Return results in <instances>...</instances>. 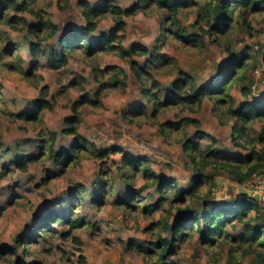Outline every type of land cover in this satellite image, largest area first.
<instances>
[{
	"label": "rangeland",
	"instance_id": "1",
	"mask_svg": "<svg viewBox=\"0 0 264 264\" xmlns=\"http://www.w3.org/2000/svg\"><path fill=\"white\" fill-rule=\"evenodd\" d=\"M80 1L96 5L106 0H68L65 9H59L56 0H39L58 26L57 34L43 45L49 53L59 50L60 35L84 25ZM136 1L112 0V3L128 8ZM147 10V13L124 17L122 45L127 48L133 42H140L150 47L157 57L164 54L171 59L159 68L148 67L152 79L159 84L161 99L163 92L178 77L179 69L190 74L196 85L213 84L226 69L229 51H232L235 58L242 53L248 55L247 80L227 84L234 106L247 100L262 101L263 15L250 16L248 25L241 24V18H236L237 25L230 26L224 34L218 37L205 34L201 45L199 42L186 43L182 35L178 37L167 32V22L160 12L154 7ZM196 14V7L177 14L184 36L200 34L194 25ZM24 16L35 21L27 13ZM112 26L110 16L100 18L90 36L91 41ZM31 42H35V38L26 31L12 30L0 24V54L10 46L14 57L4 56L5 62L0 63V264H17L18 260L30 264L149 263L155 256L148 250L157 251L150 244L158 241L157 236H172L170 231L161 229V223L172 222L171 213H175L176 208L169 210L168 204H163L162 210L143 213L142 207L154 203L158 192L154 188L141 189L145 180L140 174L132 180H124L123 171L118 169L122 165L120 153L109 154L105 168L110 172L102 173V162L91 150L80 151L71 162L62 160L57 164L46 158L48 141L45 139L54 132V149H68L74 142L73 136L64 132L66 120L72 115L71 104L79 102L83 95L95 100V94L99 93L97 104L85 102L79 106V133L96 148L117 146L135 156H145L152 171L163 177H173L178 185L186 186L191 170L180 143L182 135L187 134L201 149L212 145L245 155L248 151L236 146L232 139L235 120L221 116L209 97L204 98L197 113L181 104L166 106L153 113L152 99L143 93L144 90H147L146 94L153 91L151 80L138 79L128 63L112 53L85 57L75 52L59 68L51 66L48 55L39 56L41 65L26 75L24 72H29L32 60ZM146 58L136 60L144 64ZM108 64L125 70L124 90L102 87L107 77L94 71V66L102 68ZM248 80L253 81L250 98L242 95L240 89L248 84ZM42 98L47 105L41 110L40 120L27 122L13 116L31 111ZM138 103L146 106L144 115L131 119L122 116V112L133 109ZM184 116L197 117L201 122L198 129L213 136L216 142L212 143L209 137H198L196 128L191 125L185 132L166 133L157 125V122H176ZM222 119L224 124L220 123ZM248 127L249 136L255 139L264 133V119L249 123ZM30 155H35L36 160L27 163L25 169L13 163ZM79 185L82 187L72 198ZM212 191L213 198L222 201H230L241 192L256 197L262 206L263 217L259 223L264 227V170L244 183H237L226 172H221L215 177ZM49 210L54 214L44 220ZM38 215H44V218L36 219ZM54 215L59 219L56 220ZM64 218L77 223L71 228ZM39 225L46 227L41 229L42 233ZM223 229L226 235L238 240L245 233V225L236 221L227 223ZM231 240L238 242L233 257L235 263H250L252 254L247 249L250 243L221 238L218 242L204 244L194 231L176 241L173 255L168 256L164 264H227ZM132 241L134 245L130 247L128 244Z\"/></svg>",
	"mask_w": 264,
	"mask_h": 264
},
{
	"label": "trees",
	"instance_id": "2",
	"mask_svg": "<svg viewBox=\"0 0 264 264\" xmlns=\"http://www.w3.org/2000/svg\"><path fill=\"white\" fill-rule=\"evenodd\" d=\"M67 2L68 0H56L59 9H65ZM79 5L84 25L76 29H70L60 35L58 38L59 50L49 53L43 45L49 38H53L57 34L58 26L52 22L48 11L39 0H0V24L12 30L26 31L35 38V42H31L29 47L32 60L29 72H24L26 75L34 72L41 65L38 59L39 56L48 55L51 66L59 68L65 65L68 57L76 54L75 52H80L85 57H94L99 53H112L128 63L130 70L138 79L144 77L151 80L153 91L146 94L147 90H144L143 93L146 97L152 99L153 113L160 108L179 104L186 106L189 111L197 113L204 98L209 97L213 101L214 109L218 110L221 116L235 120L232 127V139L236 146L246 149L248 152L245 155L238 152L230 153L212 145L201 149L198 143L189 138L187 134L182 135L180 143L187 156L188 167L191 171L189 184L180 186L173 177H163L152 171L147 165V157L135 156L117 146L96 148L79 133V106L85 102L97 104L100 98L99 93H97L95 94V100L83 95L79 102L74 101L70 106L72 115L66 120L67 128L64 132L73 136V144L68 149H54L53 144L56 135L54 132H50L48 140L45 139L46 142L48 141L45 157L51 158L59 164L62 160L71 162L76 159L80 151L91 150L93 155L102 162V173H107L110 170L107 167L105 168V162L109 154L120 153L122 165L118 169L121 172L123 171L124 180H132L134 176L140 174L145 180V183L141 185V189L154 188L158 192V198L154 203L142 207L143 213L162 210L163 204H168L169 210L176 208V212L171 213L173 215L172 222L163 221L161 223V229L170 231L172 236L170 238L157 236L158 241L150 244L151 247L155 246L157 251H153V248L148 250L155 257L147 264H164L167 257L173 255L176 241L190 236L194 231L198 232L204 244L218 242L221 238L238 240V238L226 235L223 229L224 225L235 221L245 225V233L238 241L250 243V247H247V249L248 253L252 254V258L248 264H264V227L259 223V220L263 217L259 200L254 196H248L244 192L238 193L230 201L217 200L212 195L215 177L221 172H226L237 183H244L264 170V133L253 139L249 136L248 127L249 123L257 119H264V90L262 91V101L252 102L247 100L235 107L234 98L229 94L227 85L231 81L238 80L241 82L247 80L248 55L242 53L239 58H235L232 51H229L226 69L211 85H196L190 74L179 69L177 71L178 77L173 80L170 88L163 92V98L161 99L162 93L159 84L152 79L148 67L159 68L170 63L171 59L164 54L157 57L151 53L150 47L140 42H133L127 48L122 45V40L125 38L124 17L138 12L147 13V9L151 7L159 11L163 20L167 22V32H172L178 37L182 35L186 43L199 42L202 45L201 41H203L205 34L214 37L224 34L230 26L237 25L235 23L236 18H241V24L248 25L250 16L256 14L264 16V0H137L128 8L114 5L112 0H106L102 4L96 5L80 1ZM195 7L197 8V14L194 25L198 27L200 34L184 36L183 30L179 27L177 14ZM25 13L34 17L35 21L27 19L24 16ZM104 16L111 17L113 26L106 33L91 41V34L96 30L99 19ZM204 26H207V28ZM12 50L10 46L5 48L4 52L0 54V63L5 62L4 56L14 58L12 57ZM145 56L147 58L144 64H139L136 58ZM6 62L11 65L15 64L14 60L11 61L13 63ZM94 71L101 76L106 75L107 80L101 84L103 88L125 89L127 75L121 66L115 64H108L102 68L94 66ZM252 86L253 81L248 80V84L240 88L242 95L250 98L253 95L251 93ZM46 105L47 103L42 98L36 101L31 111L14 113L13 116L27 122L40 120L41 110ZM146 111V106L143 103H138L133 109L122 112V116L131 119L133 116L144 115ZM220 123L224 124L225 120L222 119ZM200 124L201 122L197 117L191 116H184L176 122H157L160 131L163 133L178 132L179 130L185 132L186 127L191 125L196 128L195 132L198 137H209L212 143L216 142L213 136L198 129ZM257 143L259 146L256 145ZM34 160H36L35 155H30L16 159L13 163L25 169L26 164ZM81 187L79 185L75 189L72 198H74V195L76 196V191ZM47 214L45 218L44 215H38L36 219L44 218L46 220L47 216H53L54 211L49 210ZM54 216L56 220L59 219L56 215ZM64 220L71 228L77 223L66 218ZM38 227H40V230L46 228L44 225ZM62 236L66 237L67 234H62ZM128 245L132 247L134 242L132 241ZM237 247L238 242L231 240L228 247L227 264H236L233 257ZM142 249L140 248V250ZM17 264L30 263L18 260Z\"/></svg>",
	"mask_w": 264,
	"mask_h": 264
}]
</instances>
